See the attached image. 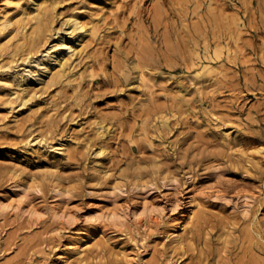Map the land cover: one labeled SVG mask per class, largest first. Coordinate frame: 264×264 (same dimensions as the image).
Listing matches in <instances>:
<instances>
[{
	"label": "rangeland",
	"instance_id": "obj_1",
	"mask_svg": "<svg viewBox=\"0 0 264 264\" xmlns=\"http://www.w3.org/2000/svg\"><path fill=\"white\" fill-rule=\"evenodd\" d=\"M19 1L0 0V15ZM57 10L51 40L71 15L97 32L71 81L26 106L10 108L0 83V264H72L70 245L95 224L108 225L103 253L82 264H264V0H61ZM48 60L33 55L28 77L38 83ZM22 195L38 213L4 209ZM192 209L193 245L180 254L166 234Z\"/></svg>",
	"mask_w": 264,
	"mask_h": 264
},
{
	"label": "bare ground",
	"instance_id": "obj_2",
	"mask_svg": "<svg viewBox=\"0 0 264 264\" xmlns=\"http://www.w3.org/2000/svg\"><path fill=\"white\" fill-rule=\"evenodd\" d=\"M60 1L61 0H25L24 3L19 1L16 7L14 5L13 9L16 10L15 12L4 11L0 15V70L2 68H7L11 70L13 74L12 80H0V83L2 87L5 88L3 93L6 98L3 101L10 104V108L12 109H15L14 102L16 100L19 102L20 106H26L33 99L38 89L47 88L50 85H55L66 80H68V82L71 81L70 76L74 68L75 60L85 53L88 47L89 37L97 32L96 25L89 26V23L84 21L80 16L71 15L63 22V26L66 27L64 34H59L56 39L51 40L53 37L51 33L55 29L54 22L58 16L57 9ZM58 31H61V29L57 30V32ZM41 52L42 56H49V60L46 63H37L38 66L36 67L38 68L41 64L44 66L39 68L42 74L38 76L39 82L36 83L28 77L29 75L27 72L31 71L33 68V66H30L33 55ZM43 52H45V54H43ZM5 59L6 62L4 61ZM18 61H22L21 65H25L21 69L16 70L19 67L14 63H18ZM29 66L31 67L30 70H28ZM210 66V64L202 65L201 69L205 72L210 70ZM90 76L93 77L94 75L90 74ZM37 84L41 85V87H38ZM104 128V124H99L96 127L95 133L99 136H104V134H102ZM56 149L64 151L65 147L57 146ZM257 149L258 152L264 153V146H259ZM103 152L104 148L101 147L96 155L98 156ZM98 166L101 167L102 164L100 163ZM54 180H57L53 183L57 196L52 206L53 216L55 218H63L69 212L66 204L60 199L64 189L60 184L61 179L59 177L56 176ZM29 183L30 182H19L16 187L21 190V192L28 194L27 191L30 185H36L37 181L32 184ZM37 189H39V187ZM25 198L26 197H24V200H22L23 198L19 199V197L18 199L8 198L9 203L6 201L7 205L4 206V209L13 206V204L15 206L19 205L20 207V205L26 203L27 208L25 207V209H28V211L33 214L34 211L36 212V210H34L36 208H34V206L36 205L33 206L29 201L25 202ZM141 206L143 212H148L152 211L153 204L143 200ZM112 211V209L104 207L103 216L114 221L116 219V211ZM196 218L197 213L192 209L185 216L178 219L176 223L172 225L171 229L167 231L166 238L169 239L174 250L180 254H184L186 248L193 245V239L189 238V235L192 232V227ZM107 230L108 225L95 224L92 226V229L89 230L87 237L75 239L69 247V249H71V254L68 256L67 261L72 264L86 263L91 259V254L94 252H97L94 258L101 257L104 249V238L108 235ZM247 235L252 244L253 238L251 232L248 231Z\"/></svg>",
	"mask_w": 264,
	"mask_h": 264
}]
</instances>
